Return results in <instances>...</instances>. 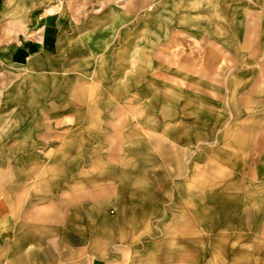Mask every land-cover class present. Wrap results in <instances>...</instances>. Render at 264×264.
Instances as JSON below:
<instances>
[{
    "label": "rangeland",
    "instance_id": "374dc122",
    "mask_svg": "<svg viewBox=\"0 0 264 264\" xmlns=\"http://www.w3.org/2000/svg\"><path fill=\"white\" fill-rule=\"evenodd\" d=\"M34 1V8L46 3L54 11L78 6L83 11L75 25L80 31L67 37L65 75L55 85L43 86L47 94L66 85V94L81 95L85 107L96 106L100 113L114 111L113 116L82 117L83 126L84 119H90L87 125L91 121L97 125L99 146L93 159L83 148L81 164H52L64 130L73 122L51 121L55 125L51 129L49 121L39 116L33 117L38 125L32 126L31 117L13 111L30 106L32 81L24 72L0 71V173L6 182L15 174L20 182L25 177L20 174L34 173L39 181L49 173L55 194L36 197L37 205L58 201L63 178L79 179L80 191L97 192L92 203L103 208L97 217L93 212L81 213V234L75 230L74 214L65 213L69 255L65 264H144L152 260L138 259L141 255L153 257L157 251L170 250L185 256V250L180 251L185 229L171 226L177 219H192L195 225L205 221L204 227L190 229L194 255L200 257L193 264H225L218 238L221 228L216 224L218 193L224 198L257 185L264 190V170L259 174L253 165L228 156L246 149L241 124L251 117L240 112L252 101L234 92L246 90L256 73L249 67L224 65L231 58L229 51L242 45L248 27L257 22L264 29V0ZM219 47L227 53H219ZM207 50L215 65L202 92ZM102 61L112 74L108 82L100 76ZM186 61L194 64L189 77ZM33 90L39 92L36 84ZM77 103L66 100L68 106ZM49 132L54 135L51 147L34 146L33 135ZM258 216V223H263L264 212ZM253 230L258 235L257 262L264 264V227ZM52 232L57 235L61 229ZM75 246L81 247V253L68 254ZM95 256L103 258L95 260ZM174 262L186 264L185 259Z\"/></svg>",
    "mask_w": 264,
    "mask_h": 264
},
{
    "label": "crops",
    "instance_id": "0c3cea01",
    "mask_svg": "<svg viewBox=\"0 0 264 264\" xmlns=\"http://www.w3.org/2000/svg\"><path fill=\"white\" fill-rule=\"evenodd\" d=\"M34 2V0H0V71L5 69L15 74L24 72L26 79L32 81L33 88L36 84L39 92L32 88V92L28 93L27 99L31 100L30 106L13 109L19 115L31 117L32 126L38 125L34 124L37 121L33 117L41 116L42 119L49 121L48 126L51 129L55 126L51 121L61 122V124L64 122L68 125L66 121L70 118L68 120H71L73 124L68 125L64 130L63 139L57 146L58 154L50 162L79 165L83 161V148L89 149L88 155L93 159L96 154L94 149L99 146L97 125L95 128L94 121L90 122L91 125H87L90 119H84L86 124L83 126L82 117L113 116L114 111L106 109L107 112L100 113L96 106L95 108L85 107L81 95L72 97L78 103L68 106L66 100L72 98L66 94V85L62 91H57L51 96L47 94L43 86L55 85L59 77L65 75L67 37L76 35L80 31L75 25H77L76 21L82 19L83 11L82 6L76 7L75 10L66 8L65 11H54L53 7L51 10L46 3L42 7L34 8ZM251 27H248L249 29L245 32L242 45H239L237 49L234 48V51H229L231 58L225 60L224 65L225 68L228 64L230 67H249L255 69L253 73H256V77L250 79L246 90L234 92L235 96L238 95L244 101H252L251 107L245 108L246 104L240 112L241 115L251 117L249 122L241 124L246 149H243L240 154L234 149V153L230 152L228 156H234L237 163L253 165L260 174L264 170V29H259L257 22ZM218 52L227 53L225 48L222 50L220 47ZM206 53L208 59H205L202 64L205 71L202 72L201 80L206 88L203 87L202 92H205L210 84V69L215 65L214 62H210V50ZM102 64L104 68L100 71V76L108 82L112 79V74L105 63ZM121 64L124 66L125 61L123 60ZM184 67L188 77L191 72L190 67L193 74L194 64L189 65V61H186ZM95 74L99 75L98 72ZM37 84L41 85V88ZM90 99H93V96ZM38 104H42V107H37ZM237 113L238 111L235 112ZM53 136L50 132L36 134L32 136V142L34 146H50L49 141ZM237 156H241V160H237ZM18 175L15 174L16 178H13L16 182H13V179H10L11 182H6L3 174L0 173V264H65L69 256H67V240L64 234L65 213L68 211L74 214V218H77L75 230L81 234V213L93 212V216L97 217L103 212V208L96 209L92 203L97 192L93 193L91 189V192L83 193L80 191L79 179L71 182V179H66L64 176L65 178L60 179L61 182H59L60 185L63 184V188H59L56 194L59 197L58 201L35 205L33 201L37 199L36 197L50 196L53 195L51 192L54 193L53 187L49 186V173L43 175L39 181L38 178H34V173H25L20 174L25 177H21L18 182ZM246 189L239 194L234 192L228 197L224 194V198L221 197L220 192L218 193L219 200L215 205L218 211L216 224L221 228L218 238L220 245L222 244L221 259L225 261V264H258V235L253 229L264 227V222L258 223V213L264 212V190L260 188V185ZM205 200H209L207 189ZM19 205H26V208L22 210ZM51 212L52 214H41ZM51 221L54 224H51ZM171 222L172 227L185 229V245L180 249V251L185 250V256H179L173 250L157 251L153 257H147L145 254L138 257L142 260H152L151 263L144 264H183L174 262V259H185L188 264L196 258L200 259L199 256L194 255L193 237L189 233H193L190 231L193 227H204L205 221H202L201 225H195L192 219L184 221L177 219ZM53 228L61 229V232L53 235L51 234ZM71 253H81V247L75 246L73 251L68 252V254ZM102 258V256L94 257L95 260ZM93 264L103 263L97 261Z\"/></svg>",
    "mask_w": 264,
    "mask_h": 264
}]
</instances>
